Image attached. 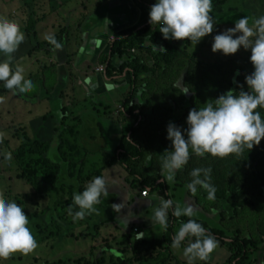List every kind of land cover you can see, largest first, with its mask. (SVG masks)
Instances as JSON below:
<instances>
[{
	"label": "rangeland",
	"instance_id": "rangeland-1",
	"mask_svg": "<svg viewBox=\"0 0 264 264\" xmlns=\"http://www.w3.org/2000/svg\"><path fill=\"white\" fill-rule=\"evenodd\" d=\"M74 3H76L74 0H0V16H5L9 20L16 22L20 25L24 34L26 31L31 35V37L25 35L24 41L19 45L17 51L12 54L11 67L13 69L16 66L21 67L24 70L25 78L31 80L34 85L30 91L31 93L18 94L4 88L3 84L0 83V195L5 199L13 201L17 195H26L33 192L26 178H17V175L21 173L19 171L21 165L19 160L15 158L16 151L22 146L21 139L23 135L30 141L37 139L41 143L49 142L55 135L54 127L45 122L42 123L41 119L34 118L48 112L51 115L57 113L61 116L60 124H57V126L75 127L74 132L76 135L74 139L63 135L61 139H64L69 144L76 141L77 151L74 153L70 151L69 153L65 147L63 149L64 154L73 156L74 158L70 159L76 162L80 157H84V152H86V155L94 153V161L83 160L84 164L81 175L82 178H85L84 186L93 177L103 176L110 185L107 189L109 191L112 187L116 186L119 189L121 186L118 185V180H121L123 186L122 190H120V195L122 196L124 207H122L121 214L115 215V219L120 220L128 215L130 217H128L127 227L122 230L117 222L105 224L110 214V209L95 205L96 211L88 214L91 219L88 220L86 215L83 219L74 220L73 215L69 214V206L72 207L69 198L70 194L63 193L59 195L60 202L55 204L56 219L58 221L61 220L63 224L59 222L56 227L46 230L45 222L40 218L44 214L46 215L45 210H48L50 199L38 200V197L33 198V200L37 199L36 204L33 205L31 201L28 203L33 206V209L39 205L41 216L37 220H29L28 227L37 242V247L28 254L13 253L10 255L13 259H9L10 256L6 259H0V264H96L97 261L101 262V264H118L117 255L121 256L123 260L128 261V264H146L148 260L156 261L157 258H151L158 254V249L152 250L147 246H141L140 241L160 240L167 235V230L161 231L159 224L152 220L153 210L159 206L160 198L166 199L167 196L169 197L168 199L173 201V206L179 204L181 207H184L191 203L194 207V215L189 218L204 222L209 228L214 230L222 231L224 224L220 221L218 211L216 209L209 212L204 211L197 205L196 199L189 195L187 188L181 185L175 188V182L165 180L168 187L166 196H164L163 192L157 191L148 193V197H145V199H134L137 192L140 195L142 190L136 187L129 192L130 185L128 187V183L132 179L133 174H126L125 171H122L123 167L114 163L112 159L119 142V135L122 132L119 125L125 120L124 117H127L126 124L134 122L133 118L130 119V117L121 114V101L115 103L113 106L112 103L108 106L105 100L109 99V91H105L100 96L97 95L89 98L84 95L85 92L79 93L78 87L75 85L76 82L72 84L69 81L74 75L72 64H69L68 68L65 66V71L67 73L71 72L68 80L65 83L63 80L59 82L58 76L60 72H58V66L53 63V55H47V58H41L39 61H36L33 67L29 65V63L34 62L39 56V53L34 52L32 35H35L38 43L48 42L44 39L45 35H56L66 26L69 41L70 30L76 27L79 21L77 12H68L75 6ZM240 3L242 11L234 14L231 13L227 17L222 13L223 17L229 18L227 22L223 23L219 17L215 18L214 28L218 26L217 30L215 28L212 33L205 35L195 46L190 41H187L185 45L188 54H193L196 57L199 66L207 65L208 72L211 73L209 77L200 78L199 80L192 78V75L187 73H193L194 68H190L189 63L183 64V62H180L175 64L173 69L164 76L158 74L156 78L153 76L147 79L154 86L147 87L144 94L149 93V95H147L146 99L154 104L156 103L158 105L157 109L166 105L161 109V113L167 111V106L174 110H179L180 106L185 102L182 92L177 89L174 91L173 89L174 93L169 98L170 102L167 101L165 102L166 104L160 105L157 99H162L163 94L159 93L156 98L154 97L157 93V86L161 77L165 81L164 84H168L169 86L173 84L181 72L185 76L187 75V78L185 80L182 78L181 81V86L191 94L189 99L190 105H188L186 111L187 116L189 109L195 107L199 109L207 103H212L223 91H226L229 86L228 77L232 72V65L238 64L240 70H244L249 51L239 48L234 54L222 55L219 51L213 53L210 50L212 37L225 29L233 27L236 19L247 16L251 25L254 18L264 15V0H241ZM234 5H237L236 0H231L227 3L226 7ZM94 11L96 12V9ZM226 18L223 19L225 20ZM70 22L72 25H70ZM28 51L29 53H27ZM0 59H4V57L0 56ZM151 60L152 58L149 57L146 63L149 64ZM212 65L214 66L213 73L211 71ZM252 70L253 68L251 67L248 73L236 79L235 94L247 88L244 84V77L251 73ZM126 93H124V96ZM18 95L36 100L29 103L27 100L19 98ZM34 96H37V98H34ZM119 98H122V96L119 95ZM146 110V107H141L137 111V114L141 116V120L146 119L143 113ZM256 110L264 118V109L258 108ZM183 122H185V119ZM99 125L102 128H99ZM186 126L185 123L184 127L186 128ZM161 128H165V126L162 125ZM99 131L102 133L100 137L97 136ZM147 131L148 127L143 126L136 136L137 142H141L146 146L145 154L147 157L140 158L136 165L129 163V168H131L134 174L141 175L143 179L148 180L152 176L154 178L157 177V175L161 176L160 179H162L163 175H165L159 169L162 157H156V159L154 155H151L152 147H149V150H147L148 145L155 146V140L158 138V135H147ZM94 135H96L95 138H91ZM112 142H114L113 146L111 145ZM164 144H167V141H164ZM164 148L170 150V147ZM165 149H161L160 151L164 152ZM155 151H157V147L154 149ZM4 153H10L12 160L5 161L3 159ZM56 153H58L57 149L53 147L49 155L52 159H56ZM195 157L198 156L195 155ZM40 158V156H36L34 159L37 161ZM31 166L34 168L31 173L36 174L35 170L38 164ZM136 177L138 176H134V178ZM84 186L82 184L79 185L81 191ZM29 208L31 209L30 206ZM77 210L78 208H72L73 213ZM180 217L186 216L182 215ZM98 222H103V224L97 227L96 239L88 238L84 240L79 237V234L88 228V226L91 228ZM170 223L172 224L173 222L171 221ZM180 223H177V226H175L174 235ZM247 225L250 226L251 235L256 236L257 230L255 225L250 220H248ZM64 226H67L69 231H65ZM42 229L45 230L43 233H41ZM51 232H53V235H50ZM137 232H144V236L136 239ZM65 235H71L72 237ZM184 246H186V243H182L179 249L169 247L168 252H165L168 257V261L165 264H186V260L182 255ZM228 257L227 250L217 242L216 248L209 254L206 261L196 260L194 264H226Z\"/></svg>",
	"mask_w": 264,
	"mask_h": 264
},
{
	"label": "trees",
	"instance_id": "trees-1",
	"mask_svg": "<svg viewBox=\"0 0 264 264\" xmlns=\"http://www.w3.org/2000/svg\"><path fill=\"white\" fill-rule=\"evenodd\" d=\"M229 1L231 0H212L211 15L214 22L215 18L219 17L221 21L225 23L229 20V18H226L229 14L242 11L240 7L241 0H236L237 5L226 7ZM222 13L226 17H223L221 15ZM223 18L226 19L224 20ZM217 27H215L216 30ZM25 35L31 37L30 33L26 31L24 36ZM158 35H160L158 32L147 28H142L140 30L130 29L126 33H121L108 43L107 49L100 55L99 64L103 67L101 74L106 80L120 77L122 73H125L128 83L126 87L127 93L121 101V107L123 108L121 114L130 117V119H134L133 123L125 124V127L122 128L119 142L112 158L113 162L125 168L127 173L133 174L132 179L128 183L130 189L138 187L140 190L147 189L150 192L162 191L165 189L166 193L168 187L165 183L160 182L161 176L157 175L155 178L152 176L148 180L143 179L141 175L133 173L131 168H129V163L136 165L140 158L147 157L145 154L146 146L141 142L138 143L136 140V136L143 126L148 127L147 135H158V138H155V146L148 145L147 150H149V147H152L153 151L151 150V155H154L155 158L166 155V153L160 151L161 149H165L164 147H170V141L166 139V125L172 122L180 126L182 130L185 128V122L183 121L186 118L188 105H190L189 99L191 94L181 86L182 78L183 80L187 78V75L185 76L183 72H181L179 77L169 86L168 84H164L165 81L163 77H161L157 86V93L154 97L156 98L159 93L163 94L162 99H157L160 105L166 104L165 102L167 101L170 102L169 98L174 93L173 89L174 91L175 89L178 91L180 90L185 101L184 104L180 106L179 110H174L167 106V111L161 113V109L166 105L157 109L158 105L156 103L154 104L146 99L147 95H149V93L144 94L147 87L154 86V84L149 80L148 82L147 79L153 76L156 78L158 74L164 76L173 69L175 64L180 62H183V64L189 63V67L194 68L193 73H187L191 74V77L194 79L199 80L200 78L209 77L211 73L208 72L207 65L199 66L197 64L196 57H194L193 54H188L186 47H181L176 40H171L169 42L159 40ZM54 36L62 45L59 50L55 49L49 42L38 43L35 35H32L34 52L51 54L61 51L63 55L66 56L64 49L68 44V30L63 28ZM150 41L154 45L157 43L160 44L159 46L162 45L166 52L153 51L149 43ZM159 46L157 47L159 48ZM134 48L145 50L149 54L152 58L149 64L146 63V61H142L131 52ZM249 55L250 53L247 55L246 65L243 71L240 70L238 64L232 65V72L228 77L229 86L226 91L229 89L234 90L233 94L236 95V79L248 73L252 67L248 59ZM211 71L212 73L214 72L213 65L211 66ZM151 81H153V79H151ZM244 90L246 91L247 88ZM226 91H223L222 94ZM141 107H146L147 109L143 112L146 119L142 120L141 116L137 114V111L140 110ZM143 113L140 112L142 115ZM60 119L61 116L57 113L52 115L49 113L42 117V123H50V125L54 127L55 135L53 138L47 143H41L37 139L30 141L23 135L21 139L22 146L16 151L15 156L21 165V168H19L21 173L17 175V178H26V181L32 187L33 194L17 195L13 201L22 207V211L28 216V220L34 221L41 216L39 212L41 209H39V205L33 209V206L28 202L31 201L34 205L37 199H50L48 210H45L46 215L44 214L40 218L44 220L46 230L56 227V225L61 222V220L58 221L56 219L55 210V204L60 202L59 195L63 193L70 194L69 198L72 203V208L76 209L77 206L72 202L73 193L80 192L81 189L79 185L82 184L84 186L85 183V178H82L81 175L84 158L80 157L75 162L70 159L74 158L73 156H67L63 152L65 147L69 153L70 151L72 153L77 151L76 141L69 144L64 139H61L62 135L74 139L76 135L74 132L75 127L67 128L61 125L57 126V124H60ZM162 125L165 126V128H161ZM100 127L99 125V128ZM91 138H93V136H91ZM164 141H167V144H164ZM54 144L56 145L53 146ZM53 147H56L58 152L56 153V159H52L50 156L51 153L49 155ZM156 147L157 151L154 152ZM146 152L149 153L148 151ZM36 156H40L41 158L36 161L34 159ZM76 156L79 157L78 154H76ZM35 164H38L35 170L36 174H32L31 172H33L34 168H32L33 166L31 165ZM197 167L211 170L210 183L215 187L214 198L209 199L207 191L201 189L199 186H197V191L195 193L189 191L188 193L191 197L196 199L197 205L204 211L209 212L214 209L218 211L220 221L224 224V230H214L209 228L204 222L197 221L193 218L174 217L171 214V209H169L167 235L160 240L140 241L141 246H147L152 250L158 249L157 257L151 258H157V260H148L146 264H165L168 261L165 252H168L169 247H171L175 226H177V223L185 222L188 219H193L200 223L206 229V232L211 234L216 241L219 242L220 246L227 250L229 257L226 264H264V137L261 138L258 145H254L249 151L245 147L240 153L230 154L225 157H214L205 154L204 157L199 158L190 154L187 164L175 174L174 187L176 188L179 185L186 187L192 179L190 176L191 170ZM159 169H161L160 166ZM136 175L138 177L134 178ZM33 198L37 199L33 200ZM168 198L167 196L166 199ZM113 204H121L122 207H124L122 198L120 200L117 194H110V191H108L106 196H101L100 202L96 205L111 210L105 224L117 222L119 223L120 229L123 230L122 220L115 219V215L122 213V207L119 212H116L112 207ZM29 206L32 211H30L31 209ZM87 217L88 220L91 219L90 216L87 215ZM248 220L255 225L257 230L256 236L251 235L250 226L247 225ZM171 221L173 222L172 224L170 223ZM102 224L103 222H98L91 228L88 226V228L79 234V237L84 240L88 238L96 239L97 227ZM173 224L175 225L173 226ZM63 228L65 231H69L67 226ZM41 231V233H43L45 230L42 229ZM50 235H53V232H51ZM65 236L72 237L71 235ZM182 243H187V240ZM9 259H13V257L10 256ZM116 259L118 264H128V261L123 260L119 255L116 256ZM96 264H101V262L97 261Z\"/></svg>",
	"mask_w": 264,
	"mask_h": 264
},
{
	"label": "clouds",
	"instance_id": "clouds-1",
	"mask_svg": "<svg viewBox=\"0 0 264 264\" xmlns=\"http://www.w3.org/2000/svg\"><path fill=\"white\" fill-rule=\"evenodd\" d=\"M212 0H154L148 11V23L158 25V30L164 40L190 41L194 46L205 35L214 31V19L211 15ZM238 33V34H237ZM24 32L20 25L6 17L0 16V83L3 87L18 94L30 92L33 82L25 78L24 70L11 67L19 45L24 41ZM55 49L62 45L53 34L45 35ZM153 51L166 52L149 42ZM243 48L250 52L248 57L253 70L244 77L247 90H240L234 95V90H227L219 95L214 102L201 108L189 109L185 118L186 128L169 122L166 125V139L170 141V150H165L160 168L165 174L160 182H174L177 171L188 162L190 152L198 157L209 154L214 157H225L238 154L243 148L248 151L258 145L264 137V118L256 109H264V15H260L249 24V18L243 16L234 21V26L212 37L210 50L219 51L222 55H230ZM187 92V91H185ZM3 159L11 161L12 155L4 153ZM210 169L193 168L190 172L191 181L186 185L189 192L195 193L197 186L208 193L213 199L215 187L210 183ZM107 183L103 176H95L86 183L83 190L74 192L72 202L78 210L69 214L73 219H83L94 213L101 196L108 194ZM119 212L122 205L113 204ZM174 217L194 215L191 203L184 207L173 206L171 199L160 198V204L153 210L152 220L159 224L160 230L168 228V212ZM129 215L122 218L123 227H127ZM120 220V221H121ZM28 216L22 207L0 195V259H6L13 253L28 254L37 247V242L28 227ZM144 232H137V238H142ZM182 255L186 264H194L196 260L206 261L209 254L216 248L217 241L206 229L193 219L182 222L171 240V247L179 249L186 241Z\"/></svg>",
	"mask_w": 264,
	"mask_h": 264
},
{
	"label": "crops",
	"instance_id": "crops-1",
	"mask_svg": "<svg viewBox=\"0 0 264 264\" xmlns=\"http://www.w3.org/2000/svg\"><path fill=\"white\" fill-rule=\"evenodd\" d=\"M74 1L76 2L74 3L75 6L72 7L71 10L68 12L71 11L77 12L79 15V21L76 27L70 30L69 41L64 49L66 56H64L61 51L51 54L40 52L38 58L34 62L29 63V65L33 67L36 61H39L41 58H47L48 56L53 55V63L58 66L57 69L58 72H60V75L58 76V80L59 82L63 80L65 83L68 80L69 75L71 73V72L67 73L65 71V66L68 68V65L72 64V71L74 75L71 79H69V81L72 84H75L76 82L75 85L78 87L79 93L85 92L84 95L89 98L97 95L100 96L104 94L105 91H109L110 92L108 94L109 99L105 101L107 102L108 106L111 103L113 106L115 105V103H119L120 101H122V98H124V93L127 92V88H126L128 83L127 77H125V73H122L120 77L117 78L114 77L109 80L104 79L101 72L95 71V68L101 65L99 64L100 55L107 49L108 43L111 42L114 38H116L117 35L121 33H126L130 29L140 30L142 28H147L152 31L154 30L155 32L159 31L158 25H150L148 23L149 7L151 4L154 3V0H74ZM94 9H96V12L94 11ZM70 25H72L71 22ZM65 27L66 26H64L63 28ZM158 33L160 34V32ZM158 36H159V40L166 42L171 41V40L162 39L161 34ZM176 41L179 43V45H181V47H185V45L187 44V39L176 40ZM159 45H160L159 43L156 44V46ZM27 53H29V51ZM132 53H134L136 56H138L139 59H141L144 62L145 61L147 62L148 58L150 57L145 50H139L134 48ZM119 95L122 96V98H119ZM18 97L23 98V100H27V102L29 103H32L36 100V99L32 100L30 97H26V96L18 95ZM34 98H37V96H34ZM120 112H123V108ZM49 113L50 112L41 115L39 117H36L34 119H41L42 117H44ZM124 118L125 120H123V123L119 125L121 131L126 124L127 117ZM95 136L96 135H94L93 138H95ZM97 136L98 137L102 136L101 131H99V134ZM111 145L113 146L114 142H112ZM83 158L86 160L88 159L90 161L95 160L94 153H90L86 155V152H84ZM122 171H125V168H123ZM126 174L128 173L126 172ZM164 183L167 184L166 181ZM118 185L121 186L119 189H117L118 186H116V187H112L109 191L110 194H117L120 198H122V196L120 195V190H122L123 182H121V180H118ZM131 190L134 189L129 188V192H131ZM161 192H163L164 196L167 195V193H165V189H163ZM150 193H154V192L149 191V194ZM136 198L145 199L142 198L138 192L137 195L134 197V199ZM122 204L124 206L123 202Z\"/></svg>",
	"mask_w": 264,
	"mask_h": 264
},
{
	"label": "built area",
	"instance_id": "built-area-1",
	"mask_svg": "<svg viewBox=\"0 0 264 264\" xmlns=\"http://www.w3.org/2000/svg\"><path fill=\"white\" fill-rule=\"evenodd\" d=\"M131 52H133V50H131ZM102 70H103V67L102 66H99L98 68H96V71L97 72H102ZM148 190L147 189H144V190H142V192L140 193V195H141V197L142 198H145V197H147L148 196Z\"/></svg>",
	"mask_w": 264,
	"mask_h": 264
}]
</instances>
